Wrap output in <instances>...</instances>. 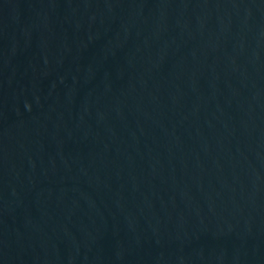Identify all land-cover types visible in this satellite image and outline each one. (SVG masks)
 Listing matches in <instances>:
<instances>
[{
    "label": "water",
    "instance_id": "obj_1",
    "mask_svg": "<svg viewBox=\"0 0 264 264\" xmlns=\"http://www.w3.org/2000/svg\"><path fill=\"white\" fill-rule=\"evenodd\" d=\"M0 264H264V0H0Z\"/></svg>",
    "mask_w": 264,
    "mask_h": 264
}]
</instances>
